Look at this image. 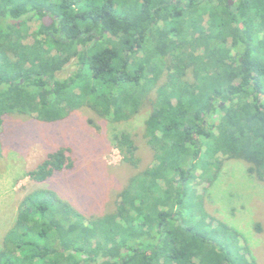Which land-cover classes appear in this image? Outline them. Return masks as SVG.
Instances as JSON below:
<instances>
[{"label": "trees", "instance_id": "trees-1", "mask_svg": "<svg viewBox=\"0 0 264 264\" xmlns=\"http://www.w3.org/2000/svg\"><path fill=\"white\" fill-rule=\"evenodd\" d=\"M145 99L152 164L100 215L30 190L0 264H260L194 187L215 177L219 155L264 182V0H0V134L12 113L52 122L87 106L118 122ZM120 140L132 160V140ZM69 151L27 175L71 169Z\"/></svg>", "mask_w": 264, "mask_h": 264}, {"label": "rangeland", "instance_id": "rangeland-1", "mask_svg": "<svg viewBox=\"0 0 264 264\" xmlns=\"http://www.w3.org/2000/svg\"><path fill=\"white\" fill-rule=\"evenodd\" d=\"M37 23L31 21L29 26L33 29ZM73 68L70 64L58 76H67ZM150 110V100L145 99L136 115L118 122L87 106L52 122L38 120L33 114L7 115L0 134V247L22 196L34 188L54 189L87 216L111 210L115 192L153 162L152 150L143 135V121ZM122 133L128 134L135 147L132 160L125 159L130 154L120 145ZM62 146L69 148L67 155L73 167L44 182H34L27 172L47 153ZM219 158L215 177L195 179L196 193L205 211L214 220L237 229L241 244H246L256 261L264 264V182L248 174L244 161L226 155Z\"/></svg>", "mask_w": 264, "mask_h": 264}, {"label": "water", "instance_id": "water-1", "mask_svg": "<svg viewBox=\"0 0 264 264\" xmlns=\"http://www.w3.org/2000/svg\"><path fill=\"white\" fill-rule=\"evenodd\" d=\"M229 2H231V0H229Z\"/></svg>", "mask_w": 264, "mask_h": 264}]
</instances>
